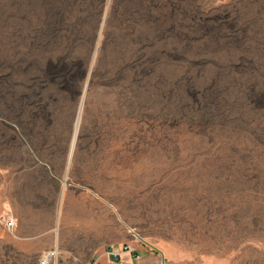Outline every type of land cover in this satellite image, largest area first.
<instances>
[{
    "label": "rangeland",
    "instance_id": "rangeland-1",
    "mask_svg": "<svg viewBox=\"0 0 264 264\" xmlns=\"http://www.w3.org/2000/svg\"><path fill=\"white\" fill-rule=\"evenodd\" d=\"M125 246L264 264V0H0V264Z\"/></svg>",
    "mask_w": 264,
    "mask_h": 264
},
{
    "label": "crops",
    "instance_id": "crops-1",
    "mask_svg": "<svg viewBox=\"0 0 264 264\" xmlns=\"http://www.w3.org/2000/svg\"><path fill=\"white\" fill-rule=\"evenodd\" d=\"M115 251L120 252L122 249H116ZM101 264H166L165 260L162 259L156 253L142 255L141 258L135 259L132 254H122V259L114 258L113 256H109L108 254H104L100 257Z\"/></svg>",
    "mask_w": 264,
    "mask_h": 264
},
{
    "label": "built area",
    "instance_id": "built-area-1",
    "mask_svg": "<svg viewBox=\"0 0 264 264\" xmlns=\"http://www.w3.org/2000/svg\"><path fill=\"white\" fill-rule=\"evenodd\" d=\"M7 226H8L9 229H12L15 226V221L13 220V218H9L8 219ZM134 252H135L134 248H132L130 246H125L122 249V251H120V252L115 251L114 247H112L109 250V252H107V254L109 256H111V257L113 256L116 259L117 258L122 259V254L128 253V254H132L133 256H135ZM53 258H54V253L48 252L42 258L41 264H50L51 261L53 260ZM88 264H101V260H100V258H97V259L93 260L92 262H90Z\"/></svg>",
    "mask_w": 264,
    "mask_h": 264
},
{
    "label": "bare ground",
    "instance_id": "bare-ground-1",
    "mask_svg": "<svg viewBox=\"0 0 264 264\" xmlns=\"http://www.w3.org/2000/svg\"><path fill=\"white\" fill-rule=\"evenodd\" d=\"M76 134H78V133H76ZM75 136L77 137V135H75ZM76 137H74L72 148H73V146H74V141H75V138H76Z\"/></svg>",
    "mask_w": 264,
    "mask_h": 264
},
{
    "label": "water",
    "instance_id": "water-1",
    "mask_svg": "<svg viewBox=\"0 0 264 264\" xmlns=\"http://www.w3.org/2000/svg\"><path fill=\"white\" fill-rule=\"evenodd\" d=\"M76 139H77V137L75 138V141H74V146H75ZM74 146H73V149H74Z\"/></svg>",
    "mask_w": 264,
    "mask_h": 264
}]
</instances>
